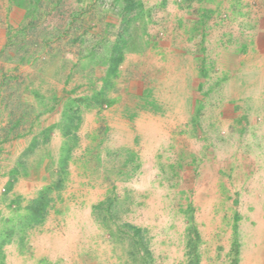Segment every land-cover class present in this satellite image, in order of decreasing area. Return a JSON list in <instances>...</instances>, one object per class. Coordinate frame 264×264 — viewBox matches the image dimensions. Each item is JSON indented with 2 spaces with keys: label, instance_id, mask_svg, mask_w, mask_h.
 I'll use <instances>...</instances> for the list:
<instances>
[{
  "label": "rangeland",
  "instance_id": "374dc122",
  "mask_svg": "<svg viewBox=\"0 0 264 264\" xmlns=\"http://www.w3.org/2000/svg\"><path fill=\"white\" fill-rule=\"evenodd\" d=\"M201 5L0 0L11 264H264V66Z\"/></svg>",
  "mask_w": 264,
  "mask_h": 264
},
{
  "label": "crops",
  "instance_id": "0c3cea01",
  "mask_svg": "<svg viewBox=\"0 0 264 264\" xmlns=\"http://www.w3.org/2000/svg\"><path fill=\"white\" fill-rule=\"evenodd\" d=\"M198 2V0H195ZM203 9L208 11H225L235 13H248L239 21H234L232 26L224 28L219 32V37L226 43L232 39L234 44H249L250 59L254 60L256 75H263L264 66V0H200ZM232 28V30H231ZM238 47H234L232 53L239 56ZM1 136V132H0ZM18 150L6 145H0V264H11L16 259V254H12L14 241L5 239V230L10 226L11 213H3V199L1 190L3 186L10 185L9 179L14 169V157L18 156ZM15 181V180H14ZM16 187V184H15ZM10 200L6 204H10ZM11 210V209H10ZM4 230V234H3ZM13 244V246H12Z\"/></svg>",
  "mask_w": 264,
  "mask_h": 264
}]
</instances>
